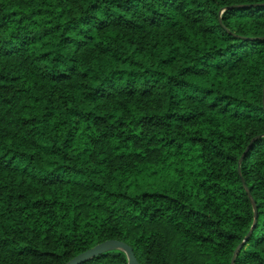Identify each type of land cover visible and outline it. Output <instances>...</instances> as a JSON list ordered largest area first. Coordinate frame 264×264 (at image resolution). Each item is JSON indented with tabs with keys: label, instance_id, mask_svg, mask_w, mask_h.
I'll list each match as a JSON object with an SVG mask.
<instances>
[{
	"label": "trees",
	"instance_id": "trees-1",
	"mask_svg": "<svg viewBox=\"0 0 264 264\" xmlns=\"http://www.w3.org/2000/svg\"><path fill=\"white\" fill-rule=\"evenodd\" d=\"M248 191L264 264V0H0V264H232Z\"/></svg>",
	"mask_w": 264,
	"mask_h": 264
},
{
	"label": "water",
	"instance_id": "water-1",
	"mask_svg": "<svg viewBox=\"0 0 264 264\" xmlns=\"http://www.w3.org/2000/svg\"><path fill=\"white\" fill-rule=\"evenodd\" d=\"M248 193L250 195V191H248ZM250 198L252 200V204L255 207V212H256L255 224H254V227L251 230L249 236L244 240V242L236 250V252L234 254V258H233L232 264H235L236 258L238 257V255L240 254L242 249L246 246L247 242L249 241V239H250V237H251V235L253 233L254 228L256 227L257 221H258V214H257V208H256V205H255V202L253 201L251 195H250ZM111 249H119V250L124 251L128 255L129 264H139L138 261L135 258V255H134L133 250H132L131 247H129L128 245H126L124 243L114 242V241L107 242V243H105L103 245L97 246L96 248H94V249H92V250H90V251L78 256L70 264H83V263L87 262L88 260L94 258L95 256L103 253L104 251L111 250Z\"/></svg>",
	"mask_w": 264,
	"mask_h": 264
}]
</instances>
